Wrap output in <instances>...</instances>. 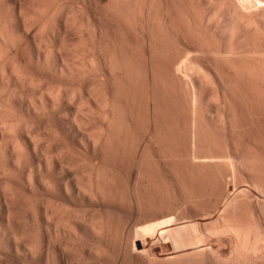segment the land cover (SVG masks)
Segmentation results:
<instances>
[{
    "label": "rangeland",
    "instance_id": "obj_1",
    "mask_svg": "<svg viewBox=\"0 0 264 264\" xmlns=\"http://www.w3.org/2000/svg\"><path fill=\"white\" fill-rule=\"evenodd\" d=\"M84 1L57 0L59 5L54 1L56 5H54V7L52 6L53 9H51L57 11H50L51 13H49V15H52V12L54 14L56 12L57 14L59 8L61 11V13L60 11L58 12L60 17L55 15L59 19L57 18L54 20L53 18L55 17L49 18L47 15L46 19H51L49 22L54 20L56 23H49L50 29L48 28V30L46 28L45 32L46 30L47 32H52L53 30L51 31V29L55 28V33H53V31L46 36L45 34L47 32L43 34V36H41L40 33L36 35L38 33L35 30H39L38 28L40 25H38V28L34 25L32 28L33 30L29 29V31L28 29H22L21 34L20 32L19 34L14 33L16 37L13 36V40L8 36V38L11 39V42L9 41L11 46L9 44L10 47L7 49H10L12 46L13 49L7 50L10 52H7V55L8 59L12 60H7L5 58L9 61L4 62V64L8 63L6 68L3 63H0V65L4 66L3 68L6 69V71L3 70V68L2 70L0 69V118L3 115V118L8 119V121L3 118L0 119L4 123H7L4 124L0 121V125L3 123V127L2 125L0 126L3 128H0V264H103L104 262V264H145L148 255L153 256L154 254H157L156 256L154 255L155 257L153 256V258L155 260L158 259L156 261L158 264H264V0H145V2L144 0L143 2L142 0H121L120 10L117 8L112 9L113 11L116 9L119 11L120 15L113 12L115 16L111 14L112 11L110 8L112 6H108L110 4L108 0ZM102 5L105 8L101 7ZM141 5H145L147 9L145 6L142 8ZM77 7L81 10L80 12H78L79 10ZM143 9H146L145 15L143 13L144 11L142 12ZM169 9L171 12H169ZM107 10H110V13L108 12L109 14L105 15ZM9 11L7 10V12ZM147 11H150L151 14ZM68 13L71 16H69ZM165 15L168 16V19H166L167 16ZM62 16H66V18ZM116 16L119 17L117 18ZM11 19L13 20L12 22H14L12 25H14V18ZM146 19L150 20L151 24ZM43 20L40 21L41 24L42 22L45 23ZM69 20H75L76 22L70 21L72 25L65 23V21L69 22ZM78 21H80L79 24L81 26L76 29L75 23L79 26ZM83 21L84 23H82ZM117 24L119 25L117 26ZM244 24H246L247 27H245ZM8 25H10V23ZM12 25H10V27ZM29 26L31 27V24H29ZM84 26H87V29H84ZM117 28L118 30H116ZM150 28L151 31H149ZM26 31L29 33L27 34ZM148 34L150 36L153 34L151 37L154 39L153 42L156 43L154 46H156L157 49L152 47L153 44L150 46V41L152 42V39H150L151 37ZM20 36L21 38H19ZM63 37L64 40L62 39ZM55 38H57V40ZM44 39L48 40L43 41ZM50 39L52 40L51 42ZM33 40L35 41L33 42ZM63 41L65 43H63ZM66 41L67 46H65ZM15 42L16 44H14ZM39 42L47 45L48 47H46L48 49L51 48L50 46L52 45L51 49L56 47L60 50L55 48V51H51L49 49L51 51V56L55 53L52 58H50V56L43 62V57L45 56L43 52L41 54L42 61L37 60L39 51H43V48H46L43 44V46H41ZM49 42L51 45H49ZM86 42L89 44L86 45ZM84 44L86 47H79L81 45L85 46ZM37 45L41 46L39 47L40 49L38 48L39 50H37ZM53 45L56 46L53 47ZM61 46L64 47L61 48ZM87 46H89L88 50L86 49ZM69 47L71 51L68 49ZM93 47L96 51H94ZM62 50L63 52H61ZM66 50H68V53H66ZM89 50H93L94 52H89ZM70 53L73 56L75 54L77 58L75 56L73 57ZM61 56L70 58L71 60L73 59L74 61L78 59V56L79 58L80 56L83 58L88 56L86 59L89 58V60V56H91V62L93 59L97 61L94 60V62H96V68L92 66L95 64L93 62L91 65L87 64L89 65L88 68H83L80 65H78V67L75 65V67L68 68L62 64ZM111 57L113 59H111ZM83 58L79 59V61L82 62ZM159 59H162V61ZM77 61L78 60H76V62ZM155 61L159 63L157 62L156 64ZM42 62L46 63L43 64ZM81 62H77V64ZM112 63L113 65L115 64L114 66L116 67H113L116 70L112 67ZM15 64L16 68L18 66V70L15 68L13 69ZM76 67H80L83 70L76 69ZM166 69H169V72H167ZM14 70L16 74L13 72ZM63 70L65 72L64 74H62ZM155 70H158V72H155ZM4 71L8 76L2 75ZM22 73L27 76L28 79L23 76ZM164 74L166 77H163ZM17 75L22 76L23 79L21 78L19 80L20 77ZM112 76H115V78ZM153 76H155L157 80ZM6 77L8 78L6 79ZM159 79H161V82ZM23 80L25 81L23 82ZM134 81L135 84H133ZM155 84L158 85V88ZM53 89H55L57 93L60 91L59 94L62 93V95H60L62 99L57 100L59 98L58 96H55L57 99L52 98L54 97ZM128 90L129 92H126ZM50 94L53 96L51 95V97ZM154 95L157 96L155 97ZM40 97L44 98L40 100ZM67 101L69 102L67 103ZM105 101L107 103H105ZM95 102H104L106 106L102 105V103L97 104ZM36 104H38V107ZM81 105L86 107V109ZM98 105L101 107L105 106V108H101ZM45 106H47V108ZM54 107L56 110H53ZM38 108L41 112L39 110L37 111ZM79 110H84V112ZM108 110L110 112L109 115H107ZM113 112L114 116H112ZM103 113L105 114L103 115ZM77 117L79 118L77 119ZM86 117H88L89 120ZM102 117L104 119L106 117L107 120H104ZM112 118H114L113 121ZM74 119H77L78 123L82 121L80 122V125L82 124L80 128L82 131L84 130V133H86V130L89 131L87 132L89 134L90 129L91 132H102L104 128L107 129L106 127L108 125L106 124L109 122L111 125L110 129L112 128L111 131L113 130L111 134L113 135L115 131L114 136H120L114 137L111 135L110 142L113 143L109 144V148L102 147L105 151L102 150L99 142L96 146L99 145L100 147L98 146L96 149V146L94 148L89 145L87 149L89 148L88 150L90 151H88L80 145L79 140L74 136L77 133V128H79V125H76L77 122ZM155 119L158 120H156L157 123L154 122ZM11 122L13 124L12 128L10 126ZM112 122L115 123L114 127L117 125L115 128H113ZM122 122H125V124ZM74 123L76 126L73 125ZM8 124L10 129L9 127L5 128ZM99 125L104 127L102 131ZM84 126H86V129ZM4 129H7L9 132ZM72 130L74 132H72ZM30 131L31 134L28 133ZM54 131L56 134H54ZM57 132L59 135H57ZM28 134L31 135V138ZM36 135H38V137H36ZM4 137L7 139L5 140ZM41 137V142H39L38 140ZM113 137L114 139H112ZM125 137L127 140L124 139ZM14 138L16 139L15 142L12 141V139L15 140ZM17 139L21 146H16V144H18ZM34 141H38L40 144H37L38 142L33 144L32 142ZM114 144L115 146H113ZM116 144L120 147H117ZM125 144H130V146L128 145L125 147ZM135 144L139 146L137 145V147ZM12 145H15L14 147L16 148H22V146H24V150L29 148L30 151H27L30 152V156L27 151H22L23 148H20V153L19 148L18 150L14 149ZM74 146L75 148H73ZM36 147L42 149H37ZM143 147L147 149L146 151L148 153H144L146 151L145 149L143 150ZM66 148L69 150L71 149L70 152ZM80 149L85 153H82ZM94 149H96V151H94ZM159 150L162 151L159 152ZM17 151L19 154L16 155V153H18ZM36 151L38 152L36 153ZM41 152H44V155ZM47 153L51 155L49 156ZM131 153H133V155ZM22 154L24 155L21 156ZM59 154H61V158H59ZM111 154H113V156ZM143 154L146 155H144L146 157L145 159H143ZM65 155L69 156V158L66 159ZM131 155H135L133 157L135 161L133 158L131 159ZM136 155L138 157H136ZM56 156L59 161H55ZM105 156H108V158ZM20 157L22 158V162L19 163ZM51 157L52 160H50ZM73 157H76L74 158L76 162L73 160ZM14 158L17 160L13 162ZM138 159L142 160L138 162ZM78 161L80 165L77 163ZM54 163L55 165H53ZM60 163L68 167L63 168L64 166L61 165V167ZM92 164H94L95 167ZM82 165L83 168H80ZM72 166L73 168L76 166L80 167L79 169L76 167L75 170ZM103 166L106 168H103ZM83 169L85 171L81 172ZM104 169L106 172H103ZM74 170L76 175L74 174ZM87 171L90 176L92 174V178H89L88 174L86 175ZM98 171L103 176L100 177L102 178L101 180L98 179L100 180L99 182L105 178L104 176H106L105 174L107 173V177L104 181L106 180V185L109 183L107 186L108 188L104 181H102L100 185L102 186V191H104V187L107 188L108 191L105 188L106 196L98 194L99 196L80 199L77 195L70 194V197L65 193L66 190L64 186L66 182L70 186L72 182L73 184L75 183V179H78L77 181L75 180L77 182L76 184L85 180L81 184L87 185L89 184L88 182L92 180L93 185H95L94 181L97 179L95 177ZM27 173L33 175V180L29 179ZM138 174H140V176ZM81 176H84L83 179ZM48 177L51 180V185L49 186L48 184L50 181L46 179ZM79 177H81V181ZM86 177L90 181H88ZM114 178L116 180H114ZM31 180L35 182L33 183ZM44 180H46V182L48 181V183ZM40 181L44 183L46 187ZM29 182L31 184H29ZM114 183H116V185ZM113 185L117 187L115 188ZM51 186H53L52 190L49 189ZM120 186L121 189L119 188ZM150 188L151 191H149ZM9 189L12 190L11 192H13V194ZM128 189H130V191ZM152 191H155V193ZM6 192H10L11 194L8 193L9 195H7ZM109 193L112 195L109 196ZM134 193L137 194L136 197H138V199L135 197ZM102 194H104V192ZM12 195H14V200L12 201L16 203L18 201V205L14 202L16 206L14 208H16V210L11 213L8 207H11L10 199H13L11 198ZM91 198L94 199L92 200ZM95 199L99 204H97L98 202L95 201ZM103 199H105V201H102ZM74 202L76 204H74ZM32 206L35 208H32ZM61 207H63V209ZM34 209L35 211L32 213L31 211ZM35 212L37 213L35 214ZM220 212L222 214H220ZM10 213L14 215V217H9L8 215H10ZM27 213L29 214L27 215ZM75 213H78L80 216L82 214V216H78V218ZM64 214L69 216L70 219L64 216ZM72 214L75 219L72 217ZM32 215H37V217L42 216L39 217L41 223L38 222L39 224L37 225L36 222H33ZM62 215L65 221H62ZM85 215H87L89 219ZM48 216H51V219L55 221L49 220ZM101 216L104 220H101ZM92 217L93 219L104 221V226H109L110 230L107 226L105 227L104 239L108 236L105 241L102 239L99 242L98 239V243L96 241L97 238H92L93 235L91 231H89L90 226L87 223ZM8 219H10L9 221L11 222H9ZM82 219H85V221ZM60 220L62 221L61 226L58 225ZM70 220L71 223L68 222ZM80 220H82V223ZM225 220L227 222H225ZM12 221L14 224H11ZM65 222H67L69 226ZM107 222L109 223L107 224ZM8 223L11 225L9 226ZM230 223L232 225H230ZM29 224L32 225L29 226ZM71 224L76 226V231L73 230L75 229L74 227L70 226ZM227 224H229L231 228ZM64 225L67 227L65 226L66 228H64ZM57 226L59 229H56ZM226 226H228L229 229ZM13 228L16 233H14L15 231ZM148 229H150L151 233L150 231L148 233ZM11 231H13L15 237H13L14 234ZM131 231L132 234H130ZM140 231H142V233ZM57 232L60 234H57ZM77 232L79 235H82L83 238L82 236H75ZM108 232H110L109 235ZM138 232L139 236L137 234ZM73 233H75V235ZM110 237H113V240ZM15 238L17 240H15ZM20 238L24 240H19ZM139 238L142 239L140 240ZM137 239L143 242V246ZM16 241H21L20 244L23 243L19 245ZM130 242L132 245L135 244V242L136 244L132 247ZM137 242L140 243L138 246ZM29 244H34L35 246ZM59 244L62 246H59ZM83 244L84 246L86 245L85 248H83ZM117 244L122 245H120L119 248ZM126 244L129 246H126ZM28 245L29 249L26 250ZM65 245L67 246L65 247ZM148 245H150V247ZM75 246L76 249H74ZM101 246L102 252L99 253L100 255L96 254L93 249L91 250L92 247L94 249H101ZM125 246L132 248L127 249ZM50 247H52V249ZM145 247L147 248L146 250ZM63 248H65V250ZM103 250L106 252L104 253ZM123 250H126V252ZM101 253H109V256H101ZM124 254H127V258H125ZM158 255L160 256V260ZM123 260L125 261L123 262Z\"/></svg>",
    "mask_w": 264,
    "mask_h": 264
},
{
    "label": "bare ground",
    "instance_id": "obj_2",
    "mask_svg": "<svg viewBox=\"0 0 264 264\" xmlns=\"http://www.w3.org/2000/svg\"><path fill=\"white\" fill-rule=\"evenodd\" d=\"M54 1H56V3H57V0H0V63H3V64H4V62H6L7 60H12V59H8V55H7V54L10 53V52H8V51H9L13 46H12L10 49H7V48H9V47L11 46V43H10V42H11V39L13 38V36H14V33H15V34H19V32H20V34H21V30H22V29H23V30H27V29L29 30V29H32L34 25L37 26L36 28H38V25H40V27L38 28L39 30H35V29H34V30L37 31V33H38V34H36V35H39V33H40L41 36H43V34H45V33L47 32V30H46V32H45V29H46V28H47V29L49 28V23H50V24H51V22L54 23V22H55L54 20H56V19L58 18V17H56L55 15H57V16L60 17V14H58V12L60 11L59 8H58V12H57V14H56V12H55V14L53 13L54 11H57V10H54V11L52 10V9H53L52 6L54 7V5H56ZM60 1H61V0H60ZM66 1H67V0H66ZM83 1H84V0H83ZM96 1H97V0H96ZM101 1H103V0H101ZM136 1H137V0H136ZM146 1H147V0H146ZM84 2H85V1H84ZM108 2H109L111 5H110V4L108 5L107 3H106V4H107L109 7H111V6L113 7V8H112V7L110 8L111 11H112L111 14H113V12H116V14L118 15V14H119V11H118V10H120V7H121V5H120L121 0H108ZM142 2H143V0H142ZM144 2H145V0H144ZM85 3H87V2H85ZM85 3H84V4H85ZM89 3H90V2H89ZM134 3H135V2H134ZM137 3H138V2H137ZM57 4H58V3H57ZM64 4H65V3H64ZM67 4H68V3H67ZM96 4H98V3H96ZM146 4H147V3H146ZM149 4H150V3H149ZM149 4H148V6H149ZM58 5H59V4H58ZM61 5H62V2H61ZM85 6H86V5H85ZM96 6H97V5H96ZM139 6H140V5H139ZM141 6H142V5H141ZM144 6H145V5H144ZM144 6H142V8H144ZM56 7H57V6H56ZM64 7H68V6H64ZM64 7H63V8H64ZM78 7H79V6H78ZM78 7H77V8H78ZM97 7H98V6H97ZM101 7H103V5H102ZM135 7H136V6H135ZM51 8H52V9H51ZM73 8H74V7H73ZM84 8H85V7H84ZM103 8H105V7H103ZM115 8H117L118 10L116 9L115 11H113L112 9H115ZM136 8H137V7H136ZM145 8H146V6H145ZM150 8H151V7H150ZM176 8H177V7H176ZM54 9H55V8H54ZM66 9H67V8H66ZM86 9H87V8H86ZM107 9H108V7H107ZM137 9H138V8H137ZM140 9H141V8H140ZM146 9H147V8H146ZM146 9H145V10H146ZM173 9H174V8H173ZM7 10H8V11H9V10H10V11L12 10V11H11L12 14H11L10 11L7 12ZM64 10H65V9H64ZM70 10H71V9H70ZM74 10H76V9H74ZM78 10H79V8H78ZM84 10H85V9H84ZM145 10H144V9L142 10V12L144 11V12H143L144 15H145V12H146ZM169 10H170V9H169ZM169 10H168V11H169ZM50 11H53V12H52V15H51V14L49 15V13H51ZM65 11H66V10H65ZM80 11H81V10H79L78 12H80ZM103 11H104V10H103ZM117 11H118V13H117ZM178 11H179V10H178ZM67 12H68V11H67ZM76 12H77V11H76ZM108 12L110 13V10H109V11L107 10V13H105V15H106V14H109ZM140 12H141V10H140ZM147 12H150V11H147ZM169 12H171V10H170ZM169 12H168V13H169ZM60 13H61V11H60ZM62 13H64V12H62ZM10 14L13 15V16H11ZM53 14H54V15H53ZM68 14H69V13H68ZM72 14H73V13H72ZM101 14H102V13H101ZM150 14H151V12H150ZM47 15L49 16V18H53V17H55V18H53L54 20L52 19L53 21L49 22V20H51V19H48V20H47V19H46V16H47ZM105 15H104V18H105ZM113 15H114V14H113ZM119 15H120V14H119ZM148 15H149V14H148ZM10 16H11V17H10ZM50 16H51V17H50ZM63 16H64V15H63ZM63 16H62V17H63ZM69 16H71V15L69 14ZM114 16H115V15H114ZM141 16H142V15H141ZM149 16H150V15H149ZM149 16H148V17H149ZM165 16H167V15H165ZM173 16H174V15H173ZM8 17H9L10 19H11V18H14V21H15V24H14V25H12V24L14 23V22H12L13 20L11 19V22H10V19H9ZM62 17H61V19H62ZM77 17H78V16H77ZM99 17H100V16H99ZM116 17L118 18L119 16H116ZM148 17H147V18H148ZM170 17H171V16H170ZM7 18H8L9 20H8ZM44 18H45V19H44ZM47 18H48V17H47ZM63 18H66V16L63 17ZM70 18H71V17H70ZM107 18H108V17H107ZM111 18H112V16H111ZM111 18H110V19H111ZM117 18H115V19H117ZM141 18H142V17H141ZM149 18H150V17H149ZM172 18H173V17H172ZM43 19H44V20H43ZM58 19H59V18H58ZM67 19H68V18H67ZM100 19H101V18H100ZM113 19H114V18H113ZM120 19H121V18H120ZM166 19H168V16H167ZM169 19H170V18H169ZM244 19H245V18H244ZM42 20L45 21V23L42 22V24H41L40 21H42ZM46 20H47V21H46ZM104 20H105V19H104ZM118 20H119V19H118ZM118 20H117V22H118ZM146 20H147V19H146ZM146 20H145V22H146ZM162 20H163V19H162ZM241 20H242V19H241ZM248 20H249V19H248ZM7 21H8V22H7ZM70 21H71V22H76L75 20H74V21L69 20V22H66V21H65V23H69V24L72 25V23H70ZM89 21H90V20H89ZM102 21H103V20H102ZM111 21H112V20H111ZM113 21H114V20H113ZM143 21H144V20H143ZM147 21L150 22V20H147ZM164 21H165V20H164ZM167 21H169V20H167ZM173 21H174V20H173ZM57 22H58V20H57ZM79 22H80V21H78V24H79ZM104 22H105V21H104ZM119 22H120V21H119ZM171 22H172V21H171ZM7 23H8V24L10 23V25H12V26L10 27V25H8ZM55 23H56V22H55ZM82 23H84V21H83ZM105 23H106V22H105ZM114 23H115V22H114ZM166 23H167V22H166ZM29 24H31V27L29 26ZM32 24H33V25H32ZM47 24H48V25H47ZM59 24H60V23H59ZM75 24H76V29H77V27L79 28V27L81 26L80 24H79V26H77V23H75ZM101 24H102V23H101ZM143 24H144V23H143ZM148 24H149V23H148ZM150 24H151V22H150ZM163 24H164V23H163ZM167 24H168V23H167ZM173 24H174V23H173ZM250 24H251V23H250ZM7 25H8V26H7ZM62 25H63V24H62ZM65 25H66V24H65ZM83 25H85V24H83ZM83 25H82V27H83ZM99 25H100V24H99ZM104 25H105V24H104ZM118 25H119V24H117V26H118ZM169 25H170V24H169ZM244 25H245V27H247L246 24H244ZM248 25H249V23H248ZM68 26H70V25H68ZM73 26H74V25H73ZM117 26H116V27H117ZM143 26H144V25H143ZM52 27H53V26H52ZM82 27H81V28H82ZM86 27H87V26H84V29H85ZM89 27H90V26H89ZM171 27H172V26H171ZM176 27H177V26H176ZM250 27H251V26H250ZM34 28H35V27H34ZM60 28H62V27H60ZM68 28H69V27H68ZM72 28H74V27H72ZM81 28H80V29H81ZM105 28H106V27H105ZM120 28H121V27H120ZM144 28H145V27H144ZM174 28H175V27H174ZM49 29H50V28H49ZM49 29H48V30H49ZM54 29H55V28L51 29V31H52V30L54 31V32L52 31L53 33H55V31H56V30H54ZM86 29H87V28H86ZM103 29H104V28H103ZM162 29H165V28H162ZM166 29H167V28H166ZM172 29H173V28H172ZM32 30H33V29H32ZM32 30H31V31H32ZM82 30H83V29H82ZM88 30H89V29H88ZM101 30H102V28H101ZM104 30H105V29H104ZM113 30H114V28H113ZM116 30H118V28H117ZM148 30H149V29H148ZM168 30H169V29H168ZM170 30H171V29H170ZM29 31H30V30H29ZM35 31H34V32H35ZM38 31H39V32H38ZM65 31H66V30H65ZM72 31H75V30H72ZM77 31H78V30H77ZM83 31H84V30H83ZM91 31H92V30H91ZM149 31H151V28H150ZM17 32H18V33H17ZM26 32H27V34L29 33L28 31H26ZM34 32H33V33H34ZM42 32H43V33H42ZM52 32H50V31L47 32V33L45 34V36H46L48 33L50 34V33H52ZM59 32H60V30H59ZM79 32H80V31H79ZM86 32H88V31H86ZM104 32H105V31H104ZM163 32H165V31H163ZM169 32H170V31H169ZM35 33H36V32H35ZM81 33H82V32H81ZM102 33H103V31H102ZM176 33H177V32H176ZM12 34H13V35H12ZM64 34H65V32H64ZM64 34H63V35H64ZM68 34H69V33H68ZM83 34H84V33H83ZM89 34H90V33H89ZM104 34H105V33H104ZM144 34H145V33H144ZM167 34H168V33H167ZM173 34H174V33H173ZM173 34H172V35H173ZM33 35H34V34H33ZM54 35H55V34H54ZM54 35H51V36H54ZM71 35H72V34H71ZM94 35H95V34H94ZM101 35H102V34H101ZM148 35H149V34H148ZM152 35H153V34H152ZM152 35H151V36H152ZM8 36H9V38L11 37V39H9ZM17 36H18V35H17ZM25 36H26V35H25ZM48 36H49V35H48ZM149 36H150V35H149ZM151 36H150V37H151ZM155 36H156V34H155ZM169 36H170V35H169ZM176 36H177V35H176ZM14 37H16V36H14ZM33 37H34V36H33ZM66 37H67V36H66ZM102 37H103V36H102ZM102 37H101V38H102ZM172 37H173V36H172ZM179 37H180V36H179ZM19 38H21V36H20ZM36 38H37V37H36ZM36 38H35V39H36ZM60 38H61V37H60ZM70 38H71V37H70ZM142 38H144V37H142ZM16 39H17V38H16ZM23 39H24V38H23ZM33 39H34V38H33ZM55 39L57 40V38H55ZM62 39L64 40V37H63ZM68 39H69V38H68ZM144 39H145V38H144ZM150 39H152V37H151ZM12 40H13V39H12ZM26 40H27V39H26ZM41 40H42V39H41ZM41 40H39V41H41ZM45 40H48V39H44L43 41H45ZM66 40H67V39H66ZM83 40H84V39H83ZM89 40H90V39H89ZM89 40H87V41H89ZM155 40H156V39H155ZM9 41H10V42H9ZM14 41H15V38H14ZM34 41H35V40H33V42H34ZM37 41H38V40H37ZM51 41H52V40L50 39V42H51ZM60 41H61V40H60ZM143 41H144V40H143ZM153 41H154V39H152V42L150 41V44H151L150 46H152V44H153L152 47H153V48L155 47L154 49H157L156 46H154V45H156V43L153 42ZM161 41H162V40H161ZM8 42H9V43H8ZM16 42H17V41H16ZM16 42H15L14 44H16ZM18 42H19V41H18ZM50 42H49V43H50ZM54 42H55V40H54ZM84 42H85V41H84ZM93 42H94V41H93ZM12 43H13V41H12ZM39 43H40V42H39ZM46 43H47V42H46ZM61 43H62V42H61ZM63 43H65V42L63 41ZM68 43H69V42H68ZM70 43H71V42H70ZM77 43H78V42H77ZM86 43H87L86 45L89 44L88 42H86ZM91 43H92V42H91ZM147 43H148V42H147ZM158 43H159V42H158ZM9 44H10V46H9ZM35 44H36V43H35ZM42 44H43V43H40L41 46L44 45V44H43V45H42ZM47 44H48V43H47ZM78 44H79V43H78ZM80 44H81V43H80ZM92 44H93V43H92ZM12 45H13V44H12ZM17 45H18V44H17ZM49 45H51V43H50ZM56 45H57V44H56ZM56 45H55V46H56ZM58 45H59V44H58ZM69 45H70V44H69ZM73 45H74V43H73ZM76 45H77V44H76ZM76 45H75V46H76ZM84 45H85V44H84ZM86 45H85V46H82V45H81V46H79V47H86ZM90 45H91V44H90ZM90 45H89V46H90ZM95 45H96V44H95ZM15 46H16V45H15ZM41 46L37 45V50H39V49H40L39 47H41ZM46 46H47V45H44V47H46ZM55 46L53 45V47H55ZM65 46H67V41H66ZM77 46H78V45H77ZM89 46H87V48H86L87 50L89 49ZM91 46H93V45H91ZM91 46H90V47H91ZM157 46H158V45H157ZM47 47H48V46H47ZM47 47H46V48H43V51H39V53H38V55H37V56H38L37 60L42 61V60H41V54L44 52L43 55H45V56H44V57L42 56V57L44 58V60H43V62H44L45 59H47V58H49V57L51 56V54H50L51 51H55L54 49L56 48V47H55V48L51 49V48H52V45H51V46H50L51 48H49V49L51 50V51H50ZM63 47H64V46H63ZM63 47L61 46V48H63ZM99 47H100V46H99ZM152 47H151V48H152ZM38 48H39V49H38ZM75 48H76V47H75ZM75 48H73V49H75ZM77 48H78V47H77ZM12 49H13V48H12ZM17 49H18V48H17ZM41 49H42V48H41ZM44 49H45V50H44ZM56 49H59V48H56ZM65 49H66V48H65ZM65 49H64V50H65ZM68 49H70V47H69ZM84 49H85V48H84ZM86 49H85V51H86ZM91 49H92V48H91ZM93 49H94V47H93ZM160 49H161V48H160ZM160 49H159V50H160ZM7 50H8V51H7ZM14 50H16V49H14ZM59 50H60V49H59ZM78 50H79V49H78ZM81 50H82V49H81ZM66 51H67L66 53H68V50H66ZM70 51H71V49H70ZM75 51H76V50H75ZM92 51H93V50H91V51L89 50V52H92ZM94 51H96V50L94 49ZM94 51H93V52H94ZM151 51H152V49H151ZM7 52H8V53H7ZM11 52H12V51H11ZM17 52H18V51H17ZM61 52H63V50H62ZM82 52H83V51H82ZM153 52H154V51H153ZM72 53H73V52H72ZM84 53H85V52H84ZM86 53H87V52H86ZM98 53H99V52H98ZM159 53H160V52H159ZM213 53H215V52H213ZM213 53H212V54H213ZM54 54H55V53H54ZM54 54H52V56H51L50 58H52V57L54 56ZM56 54H57V53H56ZM70 54H71V53H70ZM81 54H82V53H81ZM101 54H102V53H101ZM150 54H151V53H150ZM156 54H157V53H156ZM6 55H7V57H6ZM9 55H10V54H9ZM11 55H12V54H11ZM13 55H14V54H13ZM61 55H62V54H61ZM64 55H65V54H64ZM64 55H63V56H64ZM71 55H72V54H71ZM71 55H70V56H71ZM77 55H78V54H77ZM82 55H83V54H82ZM89 55H90V53H89ZM99 55H100V54H99ZM168 55H169V54H168ZM214 55H216V54H214ZM63 56H61V57H62V59H61V60H62V64H63L64 66L68 67V68H69V67H75V65H76L77 67H78V65H80V66L83 67V68H85V67L88 68V66L91 65V64H93V63H95V64L92 65V66H94V67L96 68V62H97V61H96V59H93V57H92V59H93V61H92L93 63H92V62L90 61V60H91V56H89V57H90V60H89V58L86 59V57H88V56H86V57H84V58H83L82 56H80V58H79V56H78V59H76V60H78L77 62H81V61H79V59L83 58L82 62H81V63H78V64H77L76 60L74 61L73 59L71 60L70 58H65L66 55H65V57H63ZM72 56H73V55H72ZM72 56H71V58H72ZM74 56H75V54H74ZM74 56H73V57H74ZM104 56H105V55H104ZM153 56H154V55H153ZM9 57H11V56H9ZM68 57H69V56H68ZM75 57H76V56H75ZM105 57H106V56H105ZM155 57H156V56H155ZM5 58H6L7 60H6ZM43 58H42V59H43ZM55 58H56V57H55ZM76 58H77V57H76ZM157 58H158V57H157ZM160 58H161V56H160ZM167 58H168V57H167ZM74 59H75V58H74ZM111 59H113V58L111 57ZM111 59H110V60H111ZM151 59H152V58H151ZM168 59H170V58H168ZM48 60H49V59H48ZM94 60H95L96 62H94ZM101 60H102V59H101ZM115 60H116V59H115ZM154 60H155V59H154ZM156 60H157V59H156ZM159 60L162 61V59H159ZM166 60H167V59H166ZM40 61H39V62H40ZM50 61H51V60H50ZM52 61H53V60H52ZM98 61H99V60H98ZM112 61H113V60H112ZM164 61H165V58H164ZM167 61H168V60H167ZM169 61H170V60H169ZM7 62H9V61H7ZM13 62H14V60H13ZM13 62H11V63H13ZM43 62H42V63H43ZM46 62H48V61H46ZM46 62H45V63H46ZM58 62H59V61H58ZM155 62H156V61H155ZM157 62H158V61H157ZM157 62H156V64H157ZM165 62H166V61H165ZM15 63H16V62H15ZM31 63H32V62H31ZM45 63H43V64H45ZM158 63H159V62H158ZM7 64H8V63H5V64H4V65H5V68H6ZM38 64H39V63H38ZM40 64H41V63H40ZM47 64H48V63H47ZM62 64H61V65H62ZM87 64H89V65H87ZM99 64H100V63H99ZM117 64H119V63H117ZM117 64H116V65H117ZM121 64H122V63H121ZM10 65H11V64H10ZM111 65H112V67H113L115 64L113 65V63H112ZM119 65H120V64H119ZM119 65H118V66H119ZM165 65H166V64H165ZM42 66H43V65H42ZM47 66H48V65H47ZM50 66H51V65H50ZM155 66H157V65H155ZM158 66H159V65H158ZM3 67H4V66H1V65H0V69H1V70H2ZM48 67H49V66H48ZM55 67H56V66H55ZM60 67H61V66H60ZM77 67H76V69L83 70L82 68H80V67L77 68ZM94 67H93V68H94ZM110 67H111V66H110ZM110 67H109V68H110ZM114 67H116V66H114ZM114 67H113V68H114ZM121 67H122V66H121ZM5 68H3V70L6 71ZM14 68L17 69L18 66H17V68H16V64H15V66L13 67V69H14ZM56 68H57V67H56ZM91 68H92V67H91ZM91 68H89V69H91ZM113 68H112V70H113ZM70 69H71V68H70ZM89 69H88V70H89ZM110 69H111V68H110ZM114 69H115V68H114ZM157 69H158V68H157ZM8 70H9V69H8ZM17 70H18V69H17ZM61 70H62V69H61ZM73 70H74V69H73ZM73 70H71V71H73ZM92 70H93V69H92ZM115 70H116V69H115ZM123 70H124V69H123ZM125 70H126V69H125ZM166 70H167V69H166ZM166 70H165V72H166ZM168 70H169V69H168ZM168 70H167V72H169ZM5 71H4L5 74L1 72L3 76H4V75H7V73H6ZM71 71H70V72H71ZM74 71H75V70H74ZM77 71H79V70H77ZM150 71H151V70H150ZM156 71L158 72V70H155V72H156ZM13 72H15V70H14ZM20 72H21V71H20ZM111 72H112V71H111ZM64 73H65V72H64V70H63V73H62V74H64ZM67 73H68V72H67ZM71 73H72V72H71ZM71 73H70V74H71ZM12 74H13V73H12ZM15 74H16V72H15ZM18 74H19V72H18ZM112 74H114V73H112ZM132 74H133V73H132ZM154 74H155V73H154ZM168 74H169V73H168ZM20 75H21V74H20ZM20 75H17L18 77H20L19 80L22 78V76H20ZM22 75L25 76L23 73H22ZM137 75H138V74H137ZM7 76H8V75H7ZM155 76H157V75H155ZM155 76H153V77H155ZM10 77H11V76H10ZM10 77H9V78H10ZM25 77L28 79L27 76H25ZM112 77L115 78V76H112ZM126 77H127V76H126ZM153 77H152V78H153ZM163 77H166V75L164 74ZM167 77H168V76H167ZM7 78H8V77H6V79H7ZM117 78H119V77H117ZM158 78H159V77H158ZM22 79H23V78H22ZM24 79H25V78H24ZM148 79H149V78H148ZM155 79H156V77H155ZM155 79H154V80H155ZM161 79H162V77H161ZM161 79H159L160 82H161ZM164 79H167V78H164ZM29 80H30V79H29ZM127 80H128V79H127ZM127 80H126V81H127ZM152 80H153V79H152ZM156 80H157V79H156ZM167 80H168V79H167ZM169 80H170V78H169ZM24 81H25V80H23V82H24ZM32 81H33V78H32ZM32 81H31V82H32ZM135 81H136V80H135ZM135 81H134L133 84H135ZM31 82H30V83H31ZM115 82H116V81H115ZM131 82H132V81H131ZM165 82H166V80H165ZM168 82H169V81H168ZM117 83H118V82H117ZM128 83H129V82H128ZM155 83H157V82H155ZM151 84H152V83H151ZM158 84H160V83H158ZM119 85H120V84H119ZM127 85H128V84H127ZM136 85H137V84H136ZM155 85H157V84H155ZM164 85H165V84H164ZM169 85H170V84H169ZM153 86H154V85H153ZM128 87H129V85H128ZM154 87H155V86H154ZM154 87H153V89H154ZM39 88H41V87H39ZM42 88H43V87H42ZM48 88H49V87H48ZM53 88H54V87H53ZM56 88H57V87H56ZM124 88H125V87H124ZM151 88H152V87H151ZM157 88H158V85H157ZM161 88H162V87H161ZM167 88H168V87H167ZM120 89H121V87H120ZM127 89H128V88H127ZM155 89H156V88H155ZM39 90H40V89H39ZM44 90H45V89H44ZM48 90H49V89H48ZM53 90H54V93H55L56 95H55V94L53 93V91H52L54 97H52V96H53L52 94H50V96L52 95L51 97L54 98V99H57L56 97L58 96L59 98H58L57 100L62 99V96L60 97V95H62V93L59 94L60 91H58L59 93H57V92H55V89H53ZM56 90H57V89H56ZM162 90H163V89H162ZM40 91H41V90H40ZM49 91H51V90H49ZM123 91H124V89H123ZM132 91H133V90H132ZM157 91H158V90H157ZM157 91H156V93H157ZM44 92H45V91H44ZM118 92H119V90H118ZM126 92H129V90L126 91ZM130 92H131V91H130ZM152 92H153V91H152ZM93 93H94V92H93ZM121 93H122V92H121ZM154 93H155V92H154ZM161 93H162V92H161ZM41 94H42V93H41ZM82 94H83V93H82ZM100 94H101V93H100ZM131 94H132V93H131ZM133 94H134V93H133ZM94 95H95V94H94ZM94 95H93V96H94ZM98 95H99V94H98ZM151 95H152V94H151ZM165 95H166V94H165ZM34 96H35V95H34ZM34 96H33V97H34ZM42 96H43V94H42ZM48 96H49V95H48ZM55 96H56V97H55ZM64 96H65V95H64ZM66 96H67V95H66ZM72 96H73V95H72ZM103 96H104V95H103ZM130 96H131V95H130ZM154 96L156 97L157 95H154ZM35 97H36V96H35ZM51 97H50V99L52 100ZM74 97H75V96H74ZM74 97H72V98H74ZM107 97H109V96H107ZM152 97H153V96H152ZM37 98H38V97H37ZM42 98H44V97H42ZM42 98L40 97V100H42ZM65 98H66V97H65ZM65 98H64V101H65ZM80 98H82V97H80ZM94 98H95V97H94ZM29 99H30V98H29ZM92 99H93V98H92ZM98 99H99V98H98ZM98 99H97V100H98ZM131 99H132V96H131ZM151 99H152V98H151ZM43 100H44V99H43ZM79 100H80V99H79ZM89 100H90V99H89ZM97 100H96V101H97ZM128 100H129V99H128ZM29 101H30V100H29ZM44 101H45V100H44ZM44 101H43V102H44ZM52 101H53V100H52ZM72 101H73V99H72ZM93 101H94V100H93ZM103 101H104V100H103ZM107 101H108V100H107ZM130 101H131V100H130ZM149 101H150V100H149ZM158 101H159V100H158ZM58 102H59V101H58ZM65 102H66V101H65ZM68 102H69V101H67V103H68ZM77 102H78V101H77ZM85 102H86V101H85ZM32 103H33V102H32ZM54 103H55V101H54ZM56 103H57V102H56ZM79 103H80V102H79ZM95 103H97V102H95ZM100 103H102V105H105V103H107V102L105 101V103H104V102H100ZM100 103H97V104H100ZM103 103H104V104H103ZM128 103H129V102H128ZM156 103H157V102H156ZM159 103H161V102H159ZM34 104H35V102H34ZM34 104H33V105H34ZM44 104H45V103H44ZM44 104H43V105H44ZM61 104H62V103H61ZM61 104H60V105H61ZM71 104H72V103H71ZM75 104H76V103H75ZM86 104H87V103H86ZM37 105H38V104H36V106H37ZM40 105H41V104H40ZM48 105H49V104H48ZM50 105H51V104H50ZM52 105H53V103H52ZM78 105H79V104H78ZM83 105H84V104H83ZM89 105H90V104H89ZM89 105H88V106H89ZM157 105H158V104H157ZM53 106H54V105H53ZM79 106H80V105H79ZM81 106H82V105H81ZM98 106H100V105H98ZM105 106H106V105H105ZM105 106H102V107L105 108ZM109 106H110V104H109ZM112 106H113V105H112ZM115 106H116V105H115ZM149 106H150V104H149ZM34 107H35V106H34ZM34 107H32V108H34ZM37 107H38V106H37ZM43 107H44V106H43ZM45 107L47 108V106H45ZM74 107H75V106H74ZM82 107H84V106H82ZM90 107H91V106H90ZM100 107H101V106H100ZM102 107H101V108H102ZM101 108H100V109H101ZM112 108H113V107H112ZM130 108H131V107H130ZM156 108H157V106H156ZM156 108H155V109H156ZM59 109H60V108H59ZM80 109H81V108H80ZM84 109H86V107H84ZM89 109H90V108H89ZM109 109H110V108H109ZM113 109H114V108H113ZM113 109H112V110H113ZM131 109H132V108H131ZM34 110H35V109H34ZM38 110H39V108L37 109V111H38ZM53 110H56L55 107H54ZM57 110H58V108H57ZM87 110H88V109H87ZM91 110H93V109H91ZM102 110H105V109H102ZM149 110H150V109H149ZM39 111H40V110H39ZM44 111H45V110H44ZM64 111H65V110H64ZM79 111H83V112H84V110H79ZM106 111H107V108H106ZM124 111H125V108H124ZM40 112H41V111H40ZM77 112H78V110H77ZM88 112H89V111H88ZM158 112H159V111H158ZM158 112H156V113H158ZM74 113H75V112H74ZM81 113H82V112H81ZM94 113H95V112H94ZM94 113H92V114H94ZM105 113H106V112H105ZM105 113H103V115H104ZM116 113H118V112H116ZM116 113H115V114H116ZM120 113H122V112H120ZM120 113H119V114H120ZM125 113H126V112H125ZM127 113H128V112H127ZM130 113H131V112H130ZM156 113H155V114H156ZM159 113H160V112H159ZM83 114H84V113H83ZM89 114H91V113H89ZM95 114H96V113H95ZM109 114H110V112H109V110H108V114H107V115H109ZM113 114H114V112L112 113V116H114ZM122 114H123V113H122ZM165 114H166V113H165ZM68 115H69V114H68ZM98 115H99V113H98ZM117 115H118V114H117ZM128 115H129V114H128ZM159 115H160V114H159ZM168 115H169V114H168ZM168 115H167V116H168ZM66 116H67V115H66ZM76 116H77V115H76ZM90 116H92V115H90ZM110 116H111V115H110ZM115 116H116V115H115ZM120 116H121V115H120ZM120 116H119V117H120ZM156 116H157V115H156ZM64 117H65V115H64ZM68 117H69V116H68ZM92 117H93V116H92ZM99 117H101V116H99ZM116 117H117V116H116ZM130 117H131V115H130ZM160 117H161V116H160ZM2 118H3V115H2V117H1L0 119H2ZM74 118H75V116H74ZM78 118H79V117H77V119H78ZM86 118L88 119V117H86ZM102 118H103V117H102ZM121 118H122V116H121ZM169 118H170V117H169ZM3 119H6V118H3ZM70 119H71V117H70ZM77 119H76V120L74 119V120L77 122ZM80 119H81V118H80ZM99 119H100V118H99ZM103 119H104V118H103ZM105 119H106V117H105ZM105 119H104V120H105ZM122 119H123V118H122ZM132 119H133V118H132ZM6 120L8 121V119H6ZM71 120H72V119H71ZM81 120H82V119H81ZM88 120H89V119H88ZM97 120H98V119H97ZM106 120H107V119H106ZM113 120H114V118H112V121H113ZM117 120H118V119H117ZM124 120H126V119H124ZM156 120H157V119H155L154 122H156ZM0 121L3 122L2 120H0ZM75 121H74V122H75ZM99 121H100V120H99ZM102 121H103V120H102ZM109 121H110V119H109ZM157 121H158V120H157ZM80 122H82V121H80ZM80 122H79V123H78V122L76 123V125H79V126H78L79 128H77V133L75 132L76 135H74V136L77 137V139H78L79 142H80V145H82V147H83L84 149H87V146H89V145L95 148V146H96V144H97L98 142L100 143L101 148H102V147H104V148H109V146H110L109 144H112V143H113V142H110V140H111V135H112L111 133H112L113 130L111 131L112 128L110 129L111 125H110L109 122H108V124H106V125H108V126L106 127L107 129H105L104 127H101V126L99 125L101 131H102V128H104L103 131H102V132H94V131H92L93 134H92V132H91V129H90V133H89V134L87 133V132H89V131H86V130H85L86 133H84V130L82 131V129L80 128V126L82 125V124L80 125ZM95 122H96V121H95ZM105 122H107V121H105ZM3 123H4V122H3ZM3 123H2V124H3ZM5 123H6V122H5ZM5 123H4V124H5ZM83 123H84V120H83ZM86 123H87V122H86ZM91 123H93V122H91ZM112 123H113V124H112V125H113V128H115L117 125L114 127V124H115V123H114V122H112ZM122 123H123V122H122ZM156 123H157V122H156ZM2 124H1V125H2ZM6 124H7V123H6ZM11 124H12V122L10 123V126H11V128H12L13 124H12V125H11ZM70 124H71V123H70ZM94 124H95V123H94ZM123 124H125V122H124ZM128 124H129V123H128ZM171 124H172V123H171ZM1 125H0V126H1ZM68 125H69V124H68ZM68 125H67V126H68ZM73 125H75V123H74ZM76 125H75V126H76ZM103 125H104V123H103ZM6 126H7V125H6ZM6 126H5V128H8V127H9V129H10L9 124H8L7 127H6ZM75 126H74V127H75ZM124 126H125V125H124ZM2 127H3V125H2ZM2 127H0V128L3 129ZM70 127H71V125H70ZM81 127H82V126H81ZM85 127H86V126H84V128H85ZM118 127H119V124H118ZM170 127H171V126H170ZM91 128H92V127H91ZM97 128H98V127H97ZM127 128H128V127H127ZM70 129H71V128H70ZM70 129H69V130H70ZM74 129H75V128H74ZM85 129H86V128H85ZM94 129H95V128H94ZM119 129H120V128H119ZM121 129H122V128H121ZM4 130H5V129H4ZM12 130H13V129H12ZM92 130H93V129H92ZM5 131H8V130L6 129ZM61 131H62V130H61ZM75 131H76V130H75ZM116 131H117V130H116ZM8 132H9V131H8ZM64 132H65V131H64ZM72 132H74V131L72 130ZM114 132H115V131H114ZM114 132H113V135H112V136H114ZM118 132H119V131H118ZM118 132H116V133H118ZM121 132H122V130H121ZM121 132H120V133H121ZM128 132H129V130H128ZM6 133H7V132H6ZM22 133H23V132H22ZM28 133L31 134V131L28 132ZM32 133L34 134L33 131H32ZM57 133H58V132H57ZM75 133H74V134H75ZM1 134H2V133H1ZM23 134H25V133H23ZM26 134H27V133H26ZM37 134H38V133H37ZM51 134H52V133H51ZM54 134H56L55 131H54ZM54 134H53V136H54ZM125 134H126V132H125ZM125 134H124V136H125ZM38 135H39V134H38ZM38 135H36V137H38ZM57 135H59V133H58ZM62 135H63V134H62ZM69 135H70V134H69ZM116 135H117V134H116ZM127 135H128V133H127ZM20 136H21V135H20ZM28 136H30V138H31V135L28 134ZM32 136H33V135H32ZM34 136H35V134H34ZM55 136H56V135H55ZM117 136H120V135H117ZM117 136H114V137H117ZM7 137H8V136H7ZM63 137H65V136H63ZM114 137H113L112 139H114ZM4 138H5V137H4ZM54 138H55V137H54ZM121 138H122V137H121ZM6 139H7V138H5V140H6ZM14 139H15V138H14ZM18 139H19V138H18ZM18 139H17V143H18V144H16V143H15V144H16V146H17V145H18V146H21V145L19 144V140H18ZM22 139H23V138H22ZM35 139H36V138H35ZM38 139H39V138H38ZM41 139H42V137H41L38 141L41 142V141H40ZM118 139H119V137H118ZM124 139L127 140L126 137H125ZM151 139H152V138H151ZM154 139H155V137H154ZM154 139H153V140H154ZM3 140H4V139H3ZM20 140H21V139H20ZM31 140H32V139H31ZM36 140H37V139H36ZM57 140H58V137H57ZM57 140H56V141H57ZM59 140H60V139H59ZM65 140H66V139H65ZM148 140H149V139H148ZM9 141H10V140H9ZM9 141H8V142H9ZM12 141L15 142L16 139H15V140L12 139ZM12 141H11V142H12ZM32 141H33V140H32ZM38 141H37V142H38ZM113 141H114V140H113ZM150 141H151V140H150ZM6 142H7V141H6ZM37 142L34 141V142H32V143L34 144V143H37ZM39 142H38L37 144H40ZM76 142H77V141H76ZM122 142H123V141H122ZM125 142H126V141H125ZM151 142H152V141H151ZM9 143H10V142H9ZM23 143H24V142H23ZM89 143H90V144H89ZM101 143H102V145H101ZM114 143H115V142H114ZM152 143H153V142H152ZM158 143H159V142H158ZM160 143H161V142H160ZM21 144H22V143H21ZM60 144H61V143H60ZM67 144H68V143H67ZM122 145H123V144H122ZM128 145L130 146V144H128ZM128 145L125 144V147L128 146ZM135 145H136V144H135ZM137 145H138V144H137ZM137 145H136V146H137ZM147 145H149V144H147ZM155 145H157V144H155ZM6 146H7V145H6ZM14 146H15V145H12V147H13L14 149H17V150H18L19 147L16 148V147H14ZM40 146H41V145H40ZM63 146H65V145H63ZM72 146H73V145H72ZM98 146H99V145L96 146V149H97ZM100 146H99V147H100ZM113 146H115V144H114ZM116 146L118 147L119 145L116 144ZM138 146H139V145H138ZM138 146H137V147H138ZM166 146H167V145H166ZM166 146H164V147H166ZM168 146H169V145H168ZM171 146H172V145H171ZM59 147H60V146H59ZM119 147H120V146H119ZM131 147H133V146H131ZM131 147H130V148H131ZM146 147H148V146H146ZM13 148H11V149H13ZM20 148H21V147H20ZM20 148H19V152H20V150H21L22 148H23L22 151H27V150H29V148H28V149L26 148L27 150H24V146H22L21 149H20ZM32 148H33V147H32ZM36 148H37V147H36ZM39 148H40V147H39ZM39 148H37V149H39ZM61 148H62V147H61ZM64 148H65V147H64ZM73 148H75V146H74ZM83 148H82V149H83ZM115 148H116V147H115ZM115 148H114V149H115ZM128 148H129V147H128ZM134 148H135V147H134ZM149 148H150V147H149ZM156 148H157V147H156ZM40 149H42V148H40ZM44 149H45V148H44ZM50 149H51V148H50ZM52 149H53V148H52ZM58 149H59V148H58ZM66 149H68V148H66ZM88 149H89V148H88ZM88 149H87V150H88ZM96 149H94V151H96ZM131 149H132V148H131ZM131 149H130V150H131ZM135 149H136V148H135ZM144 149H145V148L143 147V150H144ZM150 149H151V148H150ZM157 149H158V148H157ZM163 149H164V148H163ZM166 149H167V148H166ZM48 150H49V149H48ZM59 150H60V149H59ZM62 150H63V149H62ZM68 150H69V149H68ZM70 150H71V149H70ZM70 150H69V152H70ZM98 150H99V148H98ZM102 150H103V148H102ZM109 150H110V149H109ZM111 150H112V149H111ZM122 150H123V149H122ZM127 150H128V149H127ZM146 150H147V149H145V151H146ZM169 150H170V149H169ZM12 151H13V150H12ZM29 151H30V150H29ZM32 151H33V150H32ZM34 151H35V149H34ZM34 151H33V152H34ZM38 151H39V150H38ZM38 151H36V153H37ZM44 151H45V150H44ZM65 151H67V150H65ZM72 151H73V150H72ZM80 151H82V150L80 149ZM88 151H90V150H88ZM103 151H105V150H103ZM114 151H116V150H114ZM128 151H129V150H128ZM128 151H126V152L129 153ZM131 151H132V150H131ZM160 151H162V150H159V152H160ZM170 151H171V150H170ZM17 152H18V151H17ZM19 152H18V153L15 152L16 155L19 154ZM39 152H40V151H39ZM46 152H47V151H46ZM60 152H61V150H60ZM60 152H59V153H60ZM69 152H68V153H69ZM83 152H84V151H82V153H83ZM101 152H102V151H101ZM101 152H100V153H101ZM135 152H136V151H135ZM135 152H134V153H135ZM157 152H158V151H157ZM165 152H166V151H165ZM20 153H21V152H20ZM27 153H28V155L30 154V152H28V151H27ZM41 153H42V152H41ZM43 153H44V152H43ZM43 153H42V154H43ZM49 153H50V152H49ZM49 153H47V154L49 155ZM51 153H52V152H51ZM57 153H58V151H57ZM84 153H85V152H84ZM87 153H88V152H87ZM94 153H95V152H94ZM114 153H115V152H114ZM136 153H137V152H136ZM141 153H142V152H141ZM144 153H148V152L146 151V152H144ZM154 153H155V152H154ZM167 153H169V152H167ZM42 154H40V155H42ZM45 154H46V153H45ZM53 154H54V153H53ZM69 154H70V153H69ZM71 154H74V153H71ZM80 154H81V153H80ZM89 154H90V153H89ZM89 154H88V155H89ZM101 154H102V153H101ZM120 154H121V152H120ZM131 154L133 155V153H131ZM159 154H160V153H159ZM23 155H24V154H22L21 156H23ZM25 155H26V154H25ZM37 155H38V154H37ZM43 155H44V154H43ZM48 155H47V156H48ZM50 155H51V154H50ZM50 155H49V156H50ZM59 155H60L59 158H61V154H59ZM84 155H87V154H84ZM102 155H103V154H102ZM111 155L113 156V154H111ZM115 155H116V154H115ZM122 155H123V154H122ZM127 155H128V154H127ZM132 155H131V156H132ZM144 155H145V154H143L142 156H144ZM148 155H149V154H148ZM163 155H164V154H163ZM18 156H20V155H18ZM29 156H30V155H29ZM29 156H28V157H29ZM49 156H48V157H49ZM65 156H66V155H65ZM92 156H93V155H92ZM96 156H97V155H96ZM116 156H117V155H116ZM118 156H119V155H118ZM134 156H135V155H134ZM134 156H132L131 159H132ZM145 156H146V155H145ZM145 156H144L143 159L146 158ZM40 157H41V156H40ZM44 157H46V156H44ZM54 157H55V155H54ZM54 157H53V159H54ZM90 157H91V155H90ZM94 157H95V155H94ZM105 157L108 158V156H105ZM136 157H138V156L136 155ZM139 157H140V156H139ZM168 157H171V156H168ZM16 158H17V157H16ZM46 158H47V157H46ZM63 158H64V157H63ZM68 158H69V156H66V159H68ZM70 158H71V156H70ZM74 158H76V157H73V160L75 161ZM78 158H79V157H78ZM81 158H82V157H81ZM127 158H128V157H127ZM129 158H130V154H129ZM21 159H22V158L20 157V159H19L20 161L18 160L19 163L22 162ZM24 159H25V158H24ZM42 159H43V158H42ZM49 159H50V158H49ZM49 159H48V160H49ZM57 159H58V158H57V156H56L55 161H56ZM66 159H65V160H66ZM83 159H84V158H83ZM87 159H88V157H87ZM122 159H123V158H122ZM122 159H121V160H122ZM124 159H125V158H124ZM131 159H130V160H131ZM133 159H134V158H133ZM139 159H140V158H139ZM139 159H138V162L142 160V159H141V160H139ZM167 159H168V158H167ZM14 160H17V159L14 158V159H13V162H14ZM45 160H46V159H45ZM50 160H52V157H51ZM62 160H63V159H62ZM62 160H61V162H62ZM84 160H85V159H84ZM88 160H89V159H88ZM95 160H96V159H95ZM100 160H101V159H100ZM105 160H107V159H105ZM105 160H104V161H105ZM46 161H47V160H46ZM57 161H59V160H57ZM68 161H69V160H68ZM74 161H73V162H74ZM86 161H87V160H86ZM134 161H135V159H134ZM134 161H133V162H134ZM136 161H137V158H136ZM164 161H165V159H164ZM166 161H167V160H166ZM8 162H9V161H8ZM23 162H24V161H23ZM44 162H45V161H44ZM47 162H48V161H47ZM47 162H46V163H47ZM53 162H54V161H53ZM75 162H76V161H75ZM97 162H98V160H97ZM138 162H137V163H138ZM167 162H170V161H167ZM16 163H17V162H16ZM16 163H15V164H16ZM19 163H18V164H19ZM27 163H28V162H27ZM38 163H39V162H38ZM42 163H43V162H42ZM48 163H49V162H48ZM66 163H67V161H66ZM68 163H69V162H68ZM71 163H72V161H71ZM77 163H79V161H78ZM85 163H86V162H85ZM85 163H84V164H85ZM145 163H146V162H145ZM147 163H148V161H147ZM13 164H14V163H13ZM50 164H51V163H50ZM63 164H64V161H63ZM63 164L60 163V166H61V165L64 166L63 168L68 167V166H65V165H63ZM74 164H75V163H74ZM88 164H89V163H88ZM90 164H91V163H90ZM97 164H98V163H97ZM141 164H142V163H141ZM141 164H140V167H141ZM167 164H168V163H167ZM25 165H26V163H25ZM39 165H40V164H39ZM51 165H52V164H51ZM51 165H50V166H51ZM53 165H55V163H54ZM57 165H58V163H57ZM67 165H68V164H67ZM69 165H71V164H69ZM79 165H80V163H79ZM85 165H87V164H85ZM92 165H94V164H92ZM100 165H101V164H100ZM103 165H104V164H103ZM108 165H109V164H108ZM137 165H138V164H137ZM142 165H143V164H142ZM169 165H170V163H169ZM29 166H30V165H29ZM42 166H43V165H42ZM48 166H49V165H48ZM62 166H61V167H62ZM74 166H75V165H74ZM77 166H78V164H77ZM77 166H76V167H77ZM2 167H3V166H2ZM26 167H27V166H26ZM32 167H33V166H32ZM40 167H41V166H40ZM46 167H47V166H46ZM53 167H54V166H53ZM76 167L73 168V166H72V168L75 169V170H76ZM79 167H80V166H79ZM79 167H77V168L79 169ZM89 167H90V166H89ZM94 167H95V165H94ZM94 167H93V168H94ZM104 167H105V166H103V168H104ZM110 167H111V166H110ZM167 167H168V166H167ZM170 167H171V166H170ZM172 167H173V166H172ZM24 168H25V167H24ZM33 168H34V167H33ZM44 168H45V167H44ZM57 168H60V167H57ZM69 168H70V166H69ZM72 168H71V170H72ZM80 168H83V165H82V167H80ZM84 168H85V167H84ZM86 168H87V167H86ZM103 168H102V170H103ZM105 168H106V167H105ZM107 168H108V167H107ZM174 168H175V167H174ZM48 169H49V168H48ZM90 169H91V168H90ZM90 169H88V170H90ZM100 169H101V167H100ZM133 169H134V168H133ZM140 169H141V168H140ZM161 169H162V168H161ZM165 169H166V168H165ZM0 170H1V169H0ZM39 170H40V169H39ZM41 170H42V169H41ZM62 170H64V169H62ZM68 170H69V169H68ZM75 170H74V174H75ZM95 170H96V169H95ZM102 170H101V171H102ZM110 170H111V169H110ZM143 170H144V169H143ZM173 170H174V169H173ZM25 171H26V170H25ZM28 171H31V170H28ZM49 171H50V170H49ZM84 171H85L84 169L81 170V172H84ZM99 171H100V170H99ZM99 171L97 172L98 174L96 173L97 176L95 177V178H97L96 180L98 181V183H97V181L95 180L96 183H97V185H96V183H95V181H94V184L96 185V188H95V185H93V181H92V180H91V182H88L89 184H87V185H83V184H81V183L84 182L85 180L82 181V182H79L78 184H76V183H77L76 181H77L78 179H77V180L75 179L76 181L74 180V182H75L74 184H73V182H72V184L69 186L68 183L66 182L65 186L63 185V186L65 187V190H66L65 193L68 194L70 197H71L70 194L77 195L78 198H80V199H81V198H85V197H93V196L95 197V196H99L98 194H100V195H102V196H103V195L106 196V195H105V193H106V192H105V188L108 186L109 183L106 185V182H105L106 180L104 181V179H106V177H107V173L105 174L106 176H104L105 178H103V180H102V181L105 182V185H106V187H104V184H103V187H104L103 190H104V191H102V186H100L101 183H102V181L99 182V181L102 179V178H100V177L102 176V174H100ZM107 171H108V170H107ZM164 171H165V170H164ZM32 172H33V171H32ZM32 172H31V173H32ZM39 172H40V171H39ZM46 172H47V171H46ZM51 172H52V171H51ZM51 172H50V173H51ZM69 172H70V171H69ZM95 172H96V171H95ZM103 172H106L105 169H104ZM111 172H112V171H111ZM138 172H140V171H138ZM146 172H148V171H146ZM162 172H163V171H162ZM169 172H170V171H169ZM35 173H36V172H35ZM41 173H42V172H41ZM41 173H40V174H41ZM50 173H49V174H50ZM71 173H73V172H71ZM88 173H89V172L87 171L86 175H87ZM91 173H94V172H91ZM101 173H102V172H101ZM27 174H28L29 179H32V176H33V175H31L30 173H27ZM29 174H30V176H29ZM55 174H56V173H55ZM69 174H70V173H69ZM74 174H73V175H74ZM80 174H81V173H80ZM99 174H100V175H99ZM130 174H131V173H130ZM145 174H146V173H145ZM148 174H149V173H148ZM151 174H152V172H151ZM168 174H169V173H168ZM51 175H52V174H51ZM62 175H63V174H62ZM65 175H66V174H65ZM75 175H76V174H75ZM78 175H79V173H78ZM81 175H82V174H81ZM83 175L85 176L84 173H83ZM88 175H89V174H88ZM103 175H104V173H103ZM138 175L140 176V174H138ZM152 175H153V174H152ZM84 176H83V177H84ZM91 176H92V174H91ZM91 176L89 175V178H92ZM115 176H116V175H115ZM141 176H142V173H141ZM40 177H41V176H40ZM76 177H77V176H76ZM81 177H82V176H81ZM81 177H79V178H80V179H79L80 181H81ZM83 177H82V179H83ZM102 177H103V176H102ZM108 177H109V176H108ZM112 177H113V176H112ZM142 177H143V176H142ZM142 177H141V178H142ZM149 177H150V176H149ZM41 178H42V177H41ZM51 178H52V177H51ZM72 178H73V177H72ZM86 178H87V177H86ZM128 178H129V177H128ZM137 178H138V177H137ZM27 179H28V178H27ZM43 179H44V178H43ZM46 179H49V177L46 178ZM61 179H62V177H61ZM87 179H88V178H87ZM98 179H100V180H98ZM129 179H130V178H129ZM32 180H33V179H32ZM32 180H31V181H32ZM39 180H40V178H39ZM66 180H67V179H66ZM72 180H73V179H72ZM114 180H116V179L114 178ZM151 180H152V179H151ZM27 181H28V180H27ZM44 181L46 182V180H44ZM49 181H50V182H49L48 186L51 185V184H50V183H51V180L49 179ZM88 181H90V180L88 179ZM107 181H108V180H107ZM117 181H118V180H117ZM32 182L34 183L35 181H32ZM40 182H41V181H40ZM57 182H58V181H57ZM68 182H69V181H68ZM112 182H113V180H112ZM154 182H155V181H154ZM41 183H42V182H41ZM46 183H48V181H47ZM63 183H64V182H63ZM69 183H70V182H69ZM147 183H148V182H147ZM149 183H150V182H149ZM29 184H31V183L29 182ZM42 184H44V183H42ZM53 184H54V182H53ZM84 184H85V183H84ZM114 184L116 185V183H114ZM152 184H155V183H152ZM44 185H45V184H44ZM55 185H56V183H55ZM55 185H54V186H55ZM146 185H148V184H146ZM155 185H156V184H155ZM33 186H34V185H33ZM83 186H84V187H83ZM93 186H94V187H93ZM113 186H114V185H113ZM150 186H151V185H150ZM45 187H46V185H45ZM52 187H53V186H51V188H49V187H48V188L52 190ZM100 187H101V188H100ZM110 187H111V186H110ZM114 187L116 188L117 186H114ZM129 187H130V186H129ZM54 188H55V187H54ZM107 188H108V187H107ZM107 188H106V190H107ZM111 188H113V187H111ZM119 188L121 189V186H120ZM119 188H118V189H119ZM147 188H149V187H147ZM151 188H153V187H151ZM151 188H150L149 191H151ZM156 188H157V187H156ZM156 188H155V189H156ZM157 189H158V188H157ZM157 189H156V190H157ZM9 190H10V189H9ZM9 190H8V191H9ZM55 190H56V189H55ZM110 190H111V189H110ZM128 190L130 191V189H128ZM11 191H12V190H10V192H11ZM107 191H108V190H107ZM111 191H113V190H111ZM116 191H117V190H116ZM119 191H120V190H119ZM10 192H8V193H9V194H11V193L13 194V192H11V193H10ZM103 192H104V194H102ZM109 192H110V191H109ZM127 192H128V191H127ZM152 192H153V191H152ZM6 193H7V192H6ZM8 193H7V195H9ZM115 193H117V192H115ZM129 193H130V192H129ZM135 193H136V191H135ZM135 193H134V194H135ZM153 193H155V191H154ZM109 194H110L109 196L112 195L111 193H109ZM5 195H6V194H5ZM7 195H6V196H7ZM118 195H119V194H118ZM132 195H133V194H132ZM136 195H137V194H135V197H136ZM6 196H4V197H6ZM13 196H14V195H12L11 198H13ZM62 196H63V195H62ZM77 196H74V197H77ZM114 196H115V195H114ZM107 197H108V195H107ZM6 198H7V197H6ZM6 198H5V200H6ZM97 198H98V197H97ZM97 198H96V199H97ZM108 198H109V197H108ZM110 198H111V197H110ZM136 198L138 199V197H136ZM163 198H164V197H163ZM8 199H10V198H8ZM71 199H72V198H71ZM76 199H77V198H76ZM91 199H92V198H91ZM91 199H90V200H91ZM93 199H94V198H93ZM93 199H92V200H93ZM96 199H95V201H97ZM100 199H101V198H100ZM105 199H106V197H105ZM105 199H103L102 201H105ZM12 200H14V198H13V199H10L11 207H10V206L8 207V208H9V212H11V213H12V211L16 210V208H14V207H16V206L14 205L16 202L14 201V202H15V203H14ZM63 200H64V199H63ZM90 200H89V201H90ZM109 200H110V199H109ZM66 201H67V200H66ZM165 201H166V200H165ZM72 202H73V201H72ZM93 202H94V201H93ZM97 202H98V201H97ZM133 202H134V201H133ZM135 202H136V201H135ZM139 202H140V201H139ZM17 203H18V201H17ZM17 203H16V204H17ZM67 203H68V201H67ZM91 203H92V202H91ZM91 203H89V204H91ZM103 203H104V202H103ZM103 203H102V204H103ZM8 204H9V203H8ZM68 204H69V203H68ZM74 204H76V203L74 202ZM85 204H87V203H85ZM97 204H99V202H98ZM107 204H109V203H107ZM135 204H136V203H135ZM137 204H139V203H137ZM17 205H18V204H17ZM20 206H22V205H20ZM58 206H59V205H58ZM61 206H62V205H61ZM137 206H138V205H137ZM141 206H142V205H141ZM17 207H18V206H17ZM33 207H34V206H32V208H33ZM103 207H104V206H103ZM107 207H108V206H107ZM165 207H166V206H165ZM34 208H35V207H34ZM36 208H37V207H36ZM59 208H60V207H59ZM59 208H58V210H59ZM61 208L63 209V207H61ZM100 208H101V207H100ZM104 208H105V207H104ZM19 209H20V208H19ZM38 209H39V208H38ZM143 209H144V208H143ZM166 209H167V208H166ZM166 209H165V210H166ZM21 210H22V208H21ZM144 210H145V209H144ZM30 211H31V210H30ZM34 211H35V209H34L33 211H31V212L33 213ZM36 211H37V209H36ZM98 211H100V210H98ZM114 211H115V210H114ZM14 212H15V211H14ZM20 212H21V211H20ZM26 212H27V211H26ZM38 212H40V211H38ZM102 212H103V211H102ZM141 212H142V210H141ZM143 212H144V211H143ZM164 212H165V211H164ZM11 213H10V215H8V216H9V217H10V216H13V217H14V215H12ZM17 213H18V212H17ZM36 213H37V212H35V214H36ZM71 213H72V212H71ZM96 213H97V212H96ZM111 213H112V212H111ZM14 214H15V213H14ZM28 214H29V213H27V215H28ZM30 214H31V213H30ZM55 214H56V213H55ZM55 214H54V215H55ZM75 214H77V217L80 216V215H78V213H75ZM75 214H74V215H75ZM108 214H110V213H108ZM167 214H168V213H167ZM220 214H222V213L220 212ZM27 215H26V216H27ZM47 215H48V213H47ZM47 215H46V216H47ZM51 215H52V214H51ZM54 215H53V217H54ZM69 215H70V214H69ZM94 215H95V214H94ZM224 215H225V214H224ZM224 215H223V216H224ZM8 216H7V217H8ZM38 216H39V215H38ZM64 216H66V215L64 214ZM81 216H82V214H81ZM81 216H80V217H81ZM83 216H84V215H83ZM85 216H87V215H85ZM98 216H99V215H98ZM111 216H112V215H111ZM225 216H226V215H225ZM225 216H224V218H225ZM28 217H29V216H28ZM39 217H42V216H39ZM39 217H37V215H32V220H33V222H36L37 225L39 224L38 222H40V221H39ZM53 217H52V218H53ZM59 217H61V216H59ZM66 217L70 219L69 216H66ZM72 217L74 218L73 214H72ZM72 217H71V218H72ZM94 217H95V216H94ZM101 217H102V216H101ZM103 217H104V215H103ZM103 217H102L101 220H104ZM165 217H166V216H165ZM48 218H49V220H50V219H51V216H50V217L48 216ZM62 218H63V220H62ZM62 218H61V220H62V221H65L63 215H62ZM78 218H79V217H78ZM87 218H88V216H87ZM87 218H86V219H87ZM98 218H100V217H98ZM104 218H105V217H104ZM108 218H110V217H108ZM14 219H15V218H14ZM30 219H31V218H30ZM74 219H75V218H74ZM76 219H77V218H76ZM88 219H89V218H88ZM222 219H223V218H222ZM228 219H229V218H228ZM228 219H227V221H228ZM9 220H10V219H8V221H9ZM51 220H53V219H51ZM61 220H60L59 224H58V223H56V224H58V225L61 226V225H62V224H61V222H62ZM71 220H72V219H71ZM71 220L68 221V222L71 223ZM82 220H83V219H82ZM82 220H80L81 223H82ZM101 220L93 219V217H92V219H90L89 222L87 221V223H88L89 226H90V230H89V231H91V234L93 235L92 238H93V237L97 238L96 241L99 239V242H100V240L104 239V236H105V230H106L105 227L107 226V228L110 230L109 226H108V225L104 226L105 223H103L104 221H101ZM105 220H106V218H105ZM108 220H109V219H108ZM46 221H47V220H46ZM53 221H55V220H53ZM73 221H74V220H73ZM76 221H77V220H76ZM83 221H85V219H84ZM227 221L225 220V222H227ZM9 222H11V221H9ZM48 222H49V221H48ZM78 222H79V221H78ZM110 222H111V221H110ZM112 222H113V221H112ZM31 223H32V222H31ZM40 223H41V222H40ZM63 223H64V222H63ZM65 223H67V222H65ZM72 223H73V222H72ZM83 223H84V222H83ZM108 223H109V222H107V224H108ZM231 223H232V222H231ZM231 223H230V225H232ZM11 224H14L13 221H12ZM11 224L8 223L9 226H10ZM50 224H51V222H50ZM50 224H49V225H50ZM52 224H53V223H52ZM26 225H27V224H26ZM26 225H25V227H26ZM30 225H32V224H29V226H30ZM33 225H34V226H37V225H35V224H33ZM53 225H54V224H53ZM67 225H68V223H67ZM73 225H74V224H71L70 226H72V227L75 228L76 226H73ZM111 225H112V223H111ZM227 225L229 226V224H227ZM6 226H7V225H6ZM9 226H8V227H9ZM18 226H19V225H18ZM18 226H17V227H18ZM65 226H66V225H64L63 227L66 228L67 226H66V227H65ZM68 226H69V225H68ZM81 226H82V225H81ZM84 226H85V225H84ZM223 226H224V225H223ZM228 226H226V227H228ZM15 227H16V226H15ZM50 227H51V226H50ZM229 227L231 228V226H229ZM229 227H228V229H229ZM10 228H11V227H10ZM26 228H27V227H26ZM33 228H35V227H33ZM53 228H54V227H53ZM57 228H58V226L56 227V229H57ZM111 228H112V227H111ZM137 228H138V227H137ZM137 228H136V229H137ZM11 229H12V228H11ZM13 229H14V228H13ZM58 229H59V228H58ZM68 229H69V228H68ZM70 229H71V228H70ZM108 229H107V230H108ZM225 229H226V228H225ZM73 230L76 231V228L73 229ZM111 230H112V229H111ZM138 230H139V229H138ZM146 230H147V229H146ZM226 230H227V229H226ZM14 231H15V229H14ZM35 231L38 233V231H37L36 229H35ZM47 231H48V230H47ZM56 231H58V230H56ZM67 231H68V230H67ZM149 231H150V229H148V233H149ZM11 232L13 233V231H11ZM39 232H40V231H39ZM52 232H53V231H52ZM59 232H60V231H59ZM59 232H57V234H60ZM65 232H66V230H65ZM70 232H71V231H70ZM70 232H69V233H70ZM140 232L142 233V231H140ZM231 232H232V231H231ZM14 233H16V231H15ZM14 233H13V234H14ZM40 233H41V232H40ZM69 233H68V234H69ZM75 233H76V232H75ZM75 233H73V234L75 235ZM111 233H112V232H111ZM124 233H125V232H124ZM124 233H123V234H124ZM150 233H151V231H150ZM236 233H237V232H236ZM64 234H65V233H64ZM71 234H72V233H71ZM71 234H70V235H71ZM77 234H78V232H77ZM77 234H76L75 236H82V235H79V234L77 235ZM109 234H110V232H108V235H109ZM128 234H129V231H128ZM130 234H132V231H131ZM137 234H138V236H139V232H138ZM137 234H135V235H137ZM143 234H144V233H143ZM146 234H147V232H146ZM234 234H235V233H234ZM11 235H12V234H11ZM17 235H18V234H17ZM50 235H52V234H50ZM62 235H63V234H62ZM65 235H66V234H65ZM70 235H69V236H70ZM106 235H107V233H106ZM121 235H122V234H121ZM238 235H239V234H238ZM53 236H54V235H53ZM67 236H68V235H67ZM72 236H73V235H72ZM72 236H71V237H72ZM110 236H111V235H110ZM138 236H137V237H138ZM141 236H142V235H141ZM148 236H149V235H148ZM150 236H151V234H150ZM13 237H15V234H14ZM18 237H19V236H18ZM18 237H17V238H18ZM64 237H65V236H64ZM107 237H108V236H107ZM107 237H106V238H107ZM116 237H117V236H116ZM123 237H124V236H123ZM127 237H128V236H127ZM129 237H130V236H129ZM132 237H133V235H132ZM142 237H145V236H142ZM77 238H79V237H77ZM82 238H83V236H82ZM106 238H105V239H106ZM110 238H112V240H113V237H110ZM145 238H146V237H145ZM148 238H149V237H148ZM22 239H23V238H20L19 240H22ZM48 239H49V238H48ZM53 239H54V238H53ZM53 239H52V240H53ZM58 239H59V238H58ZM72 239H73V238H72ZM72 239H71V240H72ZM79 239H80V238H79ZM105 239H104V241H105ZM114 239H116V238H114ZM121 239L123 240L122 237H121ZM130 239H131V238H130ZM139 239H140V238H139ZM139 239H137V241H138ZM141 239H142V238H141ZM141 239H140V240H141ZM15 240H17V239L15 238ZM23 240H24V239H23ZM74 240H75V239H74ZM93 240H94V239H93ZM122 240H121V241H122ZM127 240H128V238H127ZM140 240H139V241H140ZM81 241H82V240H81ZM107 241H108V240H107ZM124 241H125V240H124ZM20 242H21V241H20ZM20 242H19V241H18V242L16 241V243H18L19 245H21L23 242H22L21 244H20ZM24 242H25V241H24ZM49 242H50V241H49ZM61 242H63V241H61ZM61 242H60V243H61ZM73 242H74V241H73ZM91 242H92V240H91ZM94 242H95V241H94ZM97 242H98V241H97ZM99 242H98V243H99ZM111 242H112V241H111ZM116 242H117V240H116ZM125 242H126V241H125ZM140 242H141V241H140ZM148 242H149V241H148ZM13 243H14V241H13ZM27 243H28V241H27ZM65 243H66V242H65ZM67 243H68V242H67ZM78 243H79V242H78ZM102 243H103V242H102ZM132 243H134V242H132ZM137 243H138V242H137ZM142 243H143V242H141V245H142ZM145 243H147V242H145ZM145 243H144V244H145ZM24 244H25V243H24ZM38 244H39V243H38ZM63 244H64V243H63ZM68 244H69V243H68ZM76 244H77V242H76ZM122 244H123V242H122ZM122 244H120V245H122ZM135 244H136V242H135ZM135 244H133V245H135ZM139 244H140V243H138L137 246H138ZM16 245H17V244H16ZM29 245H31V246H32V245L35 246L34 244H29ZM29 245L27 246L28 248L26 247V250L29 249ZM69 245H70V244H69ZM88 245H89V243H88ZM101 245H102V244H101ZM105 245H106V244H105ZM107 245H108V243H107ZM117 245H119V244H117ZM120 245H119V248H120ZM130 245L133 247V245L131 244V242H130ZM145 245H146V244H145ZM25 246H26V245H25ZM40 246H42V245H40ZM48 246H49V245H48ZM59 246H62V245L59 244ZM66 246H67V245H65V247H66ZM73 246H74V245H73ZM85 246H86V245H85ZM85 246H84V244H83V248H85ZM96 246H97V245H96ZM102 246H103V245H102ZM102 246H101V249L96 248V247H95L96 249H94V248H93L94 246H93V247L91 248V250L93 249V250L95 251L96 254L100 255L99 253L102 252ZM112 246H113V245H112ZM115 246H116V245H115ZM123 246H124V245H123ZM126 246H129V245L126 244ZM126 246H125V247H126ZM142 246H143V245H142ZM148 246L150 247V245H148ZM15 247H16V246H15ZM21 247H22V246H21ZM23 247H24V245H23ZM55 247H56V246H55ZM71 247H72V246H71ZM78 247H79V246H78ZM78 247H77V248H78ZM89 247H91V246H89ZM99 247H100V246H99ZM108 247H109V246H108ZM108 247H107V248H108ZM132 247H131V248H132ZM146 247H147V245H146ZM146 247H145V250L147 249ZM151 247H152V246H151ZM243 247H244V246H243ZM245 247H246V246H245ZM16 248H17V247H16ZM19 248H20V247H19ZM30 248H31V247H30ZM50 248L52 249V247H50ZM86 248H87V247H86ZM105 248H106V247H105ZM110 248H111V247H110ZM121 248H122V247H121ZM126 248L128 249V248H130V247H126ZM126 248H125V249H126ZM131 248H130V249H131ZM138 248H139V247H138ZM55 249H56V248H55ZM63 249L65 250V248H63ZM66 249H67V248H66ZM69 249H70V248H69ZM74 249H76V246H75ZM89 249H90V248H89ZM127 249H126V250H127ZM148 249H150V248H148ZM18 250H19V249H18ZM24 250H25V249H24ZM91 250H90V251H91ZM104 250H106V249H104ZM104 250H103V251H104ZM107 250H108V249H107ZM120 250H121V249H120ZM126 250H125V251L123 250V251L126 252ZM153 250H154V249H153ZM74 251H75V250H74ZM85 251H86V250H85ZM88 251H89V250H88ZM94 251H93V252H94ZM127 251H129V250H127ZM148 251H150V250H148ZM29 252H30V251H29ZM105 252H106V251H104V253H105ZM131 252H132V251H131ZM145 252H147V251H145ZM104 253H101V256H102V255H103V256H104V255L109 256V253H108V254H104ZM153 253H156V252H153ZM133 254H134V252H133ZM146 254H148V253H146ZM146 254H145V255H146ZM149 254H150V253H149ZM124 255H125V258H127V257H126L127 254H124ZM135 255H136V254H135ZM154 255H155V254H154ZM154 255H153V256H154ZM156 255H157V254H156ZM156 255H155V256H156ZM92 256H93V255H92ZM101 256H100V257H101ZM132 256H133V255H132ZM153 256L148 255V258L146 259L147 262H146V261H145V262L148 263V264H158V263L156 262L158 259L155 260V259L153 258ZM155 256H154V257H155ZM158 256H159V255H158ZM162 256H163V255H162ZM95 257H96V256H95ZM164 257L166 258L165 255H164ZM66 258H67V257H66ZM96 258H98V257H96ZM101 258H102V257H101ZM107 258H108V257H107ZM123 258H124V257H123ZM129 258H132V257H129ZM138 258H139V257H138ZM145 258H146V257H145ZM156 258H157V257H156ZM158 258H159V260H160V256H159ZM162 259H163V258H162ZM132 260H134V259H132ZM96 261H98V260H96ZM99 261H100V260H99ZM101 261H102V260H101ZM124 261H125V260H123V262H124ZM130 261H131V260H130ZM137 261H138V260H137ZM166 261H168V260H166ZM166 261H165V262H166ZM70 263H71V262H70ZM98 263H99V262H98ZM101 263H102V262H101ZM104 263H105V262H104ZM104 263H103V264H104ZM130 263H131V262H130ZM146 263H145V264H146ZM66 264H67V263H66ZM134 264H135V263H134ZM161 264H162V263H161ZM167 264H168V263H167Z\"/></svg>",
    "mask_w": 264,
    "mask_h": 264
}]
</instances>
